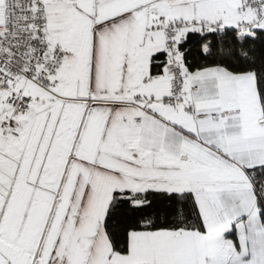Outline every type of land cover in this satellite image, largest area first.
Returning a JSON list of instances; mask_svg holds the SVG:
<instances>
[{
    "label": "snow or ice",
    "instance_id": "obj_1",
    "mask_svg": "<svg viewBox=\"0 0 264 264\" xmlns=\"http://www.w3.org/2000/svg\"><path fill=\"white\" fill-rule=\"evenodd\" d=\"M0 264H264V0H0Z\"/></svg>",
    "mask_w": 264,
    "mask_h": 264
}]
</instances>
